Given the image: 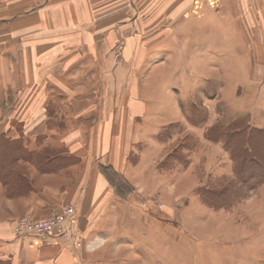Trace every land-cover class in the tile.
Here are the masks:
<instances>
[{
  "label": "rangeland",
  "instance_id": "rangeland-1",
  "mask_svg": "<svg viewBox=\"0 0 264 264\" xmlns=\"http://www.w3.org/2000/svg\"><path fill=\"white\" fill-rule=\"evenodd\" d=\"M28 6L0 0V131L22 102L48 100L46 128L61 138L32 140L47 170L58 157L69 162L58 154L71 145L90 158L92 136L109 123L112 146L98 151L111 162L95 164L104 185L93 196L110 199L97 233L110 260L264 264V0H138L129 23H112L121 12L107 23H69L62 12L54 23L49 11L23 15ZM87 110L98 113L91 123L66 120ZM249 128L261 153L254 178L238 174L234 156ZM125 156L119 170L111 159Z\"/></svg>",
  "mask_w": 264,
  "mask_h": 264
},
{
  "label": "crops",
  "instance_id": "crops-1",
  "mask_svg": "<svg viewBox=\"0 0 264 264\" xmlns=\"http://www.w3.org/2000/svg\"><path fill=\"white\" fill-rule=\"evenodd\" d=\"M24 1L30 6L23 10V15H36L37 13L39 19H42L43 14L49 11L50 15L46 17L54 23L61 21L62 12L69 13V23H107V20L115 18L114 14L117 12H121L123 15L112 23L133 22L139 16L136 6L138 0ZM38 101L41 105L37 107L34 102L26 101L20 104L19 110L16 108L11 110L12 115L4 120L8 125L6 130L0 131V139L2 137L8 140L24 139L22 146L23 152H25L24 156H19L11 162V172L6 181L0 178V264H124L120 263L119 260L111 261L109 250L98 242L100 238L97 237V233L100 232L98 230L103 229L108 221L107 219H109V196L98 195L95 198L93 196L95 188L104 185L99 177H95L97 165L100 163L99 158L107 164L111 162L109 157L106 159L107 154L98 151V148H102L101 150L109 153L112 146L109 137V123L105 125V122H103L104 125L100 128L101 131L95 133L94 137L92 136L93 144L91 143V146L93 145L92 148H97V150H93L90 158H87V153H79L81 151L71 145L68 151L59 152L58 154L59 156H69L68 163L62 160L66 157H58V159L48 162L50 168L45 170L36 158L41 152L42 146L40 148L34 146L32 140L34 139L35 142L42 135L49 141L50 139H57V136L61 135L58 133L60 130L46 128L45 123L51 120L52 117L54 119V116H51V113L49 115L47 112L49 101L40 99L39 96ZM54 104L56 103L54 102ZM79 114L78 112L70 113L67 115L66 120L70 125L79 121L84 122V120L85 123H91L93 121L91 119L95 120L97 117L94 115L98 113L94 110L91 112L87 110L85 116H83L84 111ZM106 117V120H110L108 116ZM12 119L23 125L22 134L14 130L11 125ZM141 119L142 115L138 114L130 123L132 125L129 126L126 135L129 136L132 131H137L136 137H138L130 139L131 141L139 139L141 133L138 131ZM2 120L3 118L0 116V124ZM31 124L38 125V127L34 126L32 129ZM42 124L45 125L43 131L40 130ZM75 126L68 129L69 138L67 140L70 143L78 137L77 127L75 128ZM86 132L84 130L83 133L86 135ZM103 132L104 134H102ZM134 136L135 134H133ZM82 137L84 136L82 135ZM84 143H87V140ZM94 155L98 157L96 160H94ZM113 158L111 159L112 163L119 170H123L124 165H126V156L124 160L114 161ZM20 171L22 176H19ZM65 204H74L76 208L78 238L82 236L81 239L79 238L80 245L77 249L72 248L73 246L70 244L49 243L37 238L25 239L12 233L11 225L16 218L23 215L35 218L49 216L57 213ZM97 211L99 212L97 213ZM133 220L136 221L135 215Z\"/></svg>",
  "mask_w": 264,
  "mask_h": 264
},
{
  "label": "built area",
  "instance_id": "built-area-1",
  "mask_svg": "<svg viewBox=\"0 0 264 264\" xmlns=\"http://www.w3.org/2000/svg\"><path fill=\"white\" fill-rule=\"evenodd\" d=\"M76 208L65 204L52 215L33 218L21 217L12 224V233L21 238H37L49 243L70 244L74 249L79 247L78 229L76 226ZM73 249V250H74Z\"/></svg>",
  "mask_w": 264,
  "mask_h": 264
},
{
  "label": "trees",
  "instance_id": "trees-1",
  "mask_svg": "<svg viewBox=\"0 0 264 264\" xmlns=\"http://www.w3.org/2000/svg\"><path fill=\"white\" fill-rule=\"evenodd\" d=\"M253 132L255 131H253L251 128H249L247 135H242L243 133L241 132V135L244 138L242 137L240 140H236V143H238L240 148H238L237 153L234 155L236 159H239L240 157L242 159L241 165L237 170L238 174H241V176H246L247 178H254L260 175V170L251 166L254 164L259 168L261 167V164L259 163V160H261V153L257 150L255 151V147L251 144V142H249L250 135H253ZM256 137L258 139H262L259 142H263L264 144V137L261 138L259 135ZM251 151L255 152V155L251 154L250 156ZM23 154H25V152H23V146L20 139L8 140L5 137L0 139V178L3 181H6L11 172V162H13V160L19 156H24ZM249 156L252 160L248 159ZM253 159L257 161L254 162ZM37 161L42 166L40 158Z\"/></svg>",
  "mask_w": 264,
  "mask_h": 264
}]
</instances>
